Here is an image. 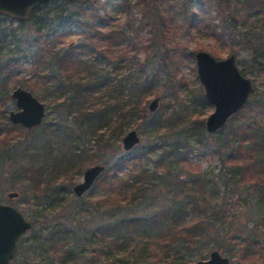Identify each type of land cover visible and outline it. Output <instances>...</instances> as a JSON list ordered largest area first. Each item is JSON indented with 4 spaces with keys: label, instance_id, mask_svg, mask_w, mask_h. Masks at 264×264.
<instances>
[{
    "label": "rangeland",
    "instance_id": "374dc122",
    "mask_svg": "<svg viewBox=\"0 0 264 264\" xmlns=\"http://www.w3.org/2000/svg\"><path fill=\"white\" fill-rule=\"evenodd\" d=\"M96 1V5L99 6L96 9L97 13L99 11L98 15L106 19L99 26L101 31L94 32L93 29V35L96 33L97 45L105 47L109 43L120 41L119 35L115 37V32L123 30L126 36L133 37V41L138 45L139 58H148L155 64L153 75L157 84L154 89L150 88L144 97L147 99V113L157 114L164 127L155 134L149 121L144 120L142 124L126 127L121 134L111 135L108 127L104 128L102 132L106 131V134L103 133L106 143L103 142V145L107 147L110 145L114 151L122 153L127 152L123 147L124 136L129 131L136 130L140 137V142L133 151L137 161L130 162L125 172L118 178H115L117 177L115 173L105 169L101 178L97 182V179L95 180L96 184H93L94 186L92 185L82 196L74 194L73 188L84 181L86 169L103 164V161L95 156L100 146L98 139L96 137L93 139L89 134V124L96 123L97 116L93 113L89 114L88 101L84 103L85 107L83 103L79 105L74 102V105H70V109L78 108L79 117L68 112L65 106L62 107L65 109L56 108L59 100L71 97L76 91L73 84L67 92L53 91L54 84L49 82L46 75L48 70L41 65L42 70L38 72L39 63L34 66L28 59L37 49H34L37 46L34 38L37 37L38 27L43 28L42 36L38 39L52 38V35H48L49 29L44 28L43 24L48 23L50 27L57 25L55 20L66 18L70 13L80 10V7L76 3L53 0L48 7L38 10L29 20H22L25 21L24 23L17 19L0 22L3 30L9 33L7 38L3 36L0 39V66L5 65L7 61L13 64L10 68L12 72L5 80L4 71H0V133L11 140L0 149V161H6L4 169L0 164V203L15 206L27 220L34 223L32 229L19 237L13 264H198L200 260L209 259L213 250H218L223 256L229 257L230 264H264V248H260L264 247V219H260V228H255V223L259 220L253 216L250 218L251 214L247 210L257 202V199L250 193L245 195L236 192L233 197L224 194L222 188L225 186L224 171L227 170L225 165H229L226 163L224 152L215 151L218 148L214 147L212 138L206 145L198 139V131L209 134L206 120L215 107L207 99L205 102L201 100L202 96L206 97L195 58L200 50L209 52L217 59H224L235 53L238 67L253 81L254 88L250 101H254L264 95V69H256L253 66V53L248 45L261 47L262 42L264 43V19L260 18L259 13L252 14L251 18L248 17L250 10L244 7L243 11H240L244 18L241 29L248 34L240 36L241 45H236L234 50H231L226 37H222L219 33L215 35L211 29L213 25L220 28L218 9L222 6L224 11H233L236 8V0ZM84 11L88 12L89 16H93L96 12L90 4L85 5ZM15 28L18 29L13 37L9 30ZM83 28L73 20L66 29L69 32L65 38L66 42L60 44H70V46L78 44L82 40L81 37L86 34H83ZM111 31L114 36L109 34ZM87 34L89 38V31ZM122 43L120 48L117 47L118 45H112L113 50L116 48L123 50L128 47L127 40L124 39ZM261 48L264 49V46ZM54 49L57 50V48L52 50ZM26 51L31 54H25ZM50 55L51 50L43 52L44 58L48 59ZM261 58L264 60V51ZM100 59V65L109 63V59L103 57ZM77 75L73 77L75 81L79 78L86 81L84 71H80ZM23 79L30 80L33 85L29 86L27 82L20 83ZM18 87L31 91L46 105L47 113L42 124L60 122L66 127L73 125L71 127L76 129L75 134H80L75 145L79 148L78 152L86 159L82 158L83 164L79 163L73 169L56 171L57 179L54 183L60 184L58 190L54 188L37 190L34 185L32 186L34 182L31 183V178L27 176L16 181L15 188L10 187L9 181L13 182L12 178L9 179L11 168H23L29 165L33 158L38 159L39 165L44 156L37 143L38 132H43L44 129L34 130L35 132L32 129L30 132L33 135L28 137L23 133L22 128L13 127L14 124L10 121V112L19 109L16 100L12 97V92ZM156 97L160 99L159 107L151 111L149 104ZM183 129H188L184 132L188 134L186 139L181 137L184 133L180 131ZM223 132L225 131L221 130L217 135H222ZM176 138H179V141ZM163 141L165 144L162 143ZM3 150L5 154L1 158ZM65 150L63 148L55 153L60 156L45 165L44 177L47 175L48 178L54 163L59 169L57 164L62 163L68 156ZM225 150L222 148L221 151ZM13 161H15L14 165ZM132 172L134 174L145 172L141 176L142 180L152 190L151 198L144 207L146 214L163 210L174 198L187 193L199 194L196 199L197 204L190 206L185 203L191 209H187L186 217L180 219L179 225L170 232H163V225L151 230L147 227L146 230L132 221L128 227L132 238L125 244L100 243L99 238H91V241L82 238L83 241L80 242L78 235L98 229L97 226L102 220L114 221L131 217L128 208L121 207L126 204L125 201L118 205L117 198L120 194L124 195L125 180ZM198 173L209 179L210 188L205 190L204 194H201L203 187L189 183ZM166 182L176 185V189L168 192ZM248 185L247 181H243L238 187L244 190ZM214 190L217 192L213 194ZM10 192L17 193V196L8 197ZM108 216L113 219L108 220ZM35 221H38L37 225ZM191 223L215 225L214 228H218L217 232L227 238L228 248L223 245V248L219 249L213 246L214 243H210L196 252L182 247L181 243L178 248L172 246L173 243L167 244L171 240L170 237L178 235ZM56 226L61 229L65 227L66 230L61 232L59 238L62 240L54 249L44 238L48 231ZM238 227L245 228L250 233L255 230L254 238L260 242V247L256 245L258 250L256 254L245 258L240 254L242 242L237 238L239 236H234ZM223 237L219 238L223 239ZM77 243L80 245L75 256L71 247ZM203 254L204 257L201 256Z\"/></svg>",
    "mask_w": 264,
    "mask_h": 264
},
{
    "label": "trees",
    "instance_id": "16d2710c",
    "mask_svg": "<svg viewBox=\"0 0 264 264\" xmlns=\"http://www.w3.org/2000/svg\"><path fill=\"white\" fill-rule=\"evenodd\" d=\"M62 1L64 3H76L80 7V10L78 9L76 12L70 13L66 18H59V20L62 21L55 20L54 22H57V25H52L53 27L48 26V23L43 24L45 26L44 28L49 29L48 35H52V38L46 37L45 40L38 39L42 36L41 29L43 30V28L38 27L37 37L34 38L36 41L35 45H37L34 49H37L29 56L28 60L34 66L39 63L38 72L42 70L41 65H43L44 69L48 70L46 75L47 78H49V82L54 84L53 91L59 90L67 92V89H71V84H73L76 91L72 93L71 97H64L62 100H59L56 108L65 106L68 112L79 117L78 108L72 107L73 109H70V105H74V102L75 104L79 103V105L83 103L85 107L84 103L87 101L89 102H87L89 104V107L87 104L89 114L93 113L97 116V122L89 124V134L93 139L96 137L100 144L98 150L95 152V156L103 161L102 165L105 166V169L112 171L113 174L115 173V176H117L115 178H118L120 174L125 172L130 162L137 161V156L133 153L135 147L125 153L114 151L110 145L108 147L105 144L103 145V142L106 141V131L102 132V130L108 127L111 135L121 134L126 127L135 124L138 125L144 122V120L149 121L155 134H157L156 131H160L162 127H164L163 122L156 116L157 114L150 113V115L146 111L147 99H145L144 96L150 88L154 89L157 84L153 75L155 64L148 58H139L138 45L133 41V37H127L126 32L123 30L115 32V37L119 35L120 41H115L112 44L109 43L105 45V47L97 45V41H95L96 33L93 35V29L94 32H97V30L101 31L99 26H101L106 19L98 15L99 11L97 13L96 9L99 8V6L96 5V0H89L87 2L80 0ZM51 2H53V0L32 8L28 16L29 18L25 19V21L29 20L38 10L48 7ZM86 4H90L91 7H93V11H96L93 16H89V13L84 11ZM221 7L218 9L219 16L217 15L219 17L220 28L218 29L216 25H213L211 31L215 35L219 33L222 37H226L231 50H234V46L241 45L240 36L242 37V35L248 34V32L241 29L244 18L240 11H243L244 7H246L250 10L248 17L251 18L252 14L259 13L260 18L264 19V0H236V8L233 11H224ZM5 20L16 19L0 12V22ZM73 20L74 23H78V25L84 27L83 34H86L82 36V40L74 46H70V44L61 45L60 42H66L65 38L69 34L66 29ZM25 21L20 22L24 23ZM17 29L18 28L10 29V35L14 37ZM0 31V39L3 36L7 38L6 36H8L9 33L3 30L2 25H0ZM88 31L89 38H87ZM109 34L114 36L112 31ZM124 39L128 41V47L126 49L123 48V50L118 49L122 46V41H124ZM112 45H118V48L113 50ZM263 46L264 43L262 42L261 47ZM261 47L248 45V48L253 53L252 64L256 69H264V60L261 58L264 49ZM53 48H57V50H52ZM49 50H51L50 57L48 59L44 58L43 52ZM26 52L25 54L27 55L31 54L28 51ZM101 57L109 59V63L100 65ZM8 66L9 68L6 69ZM11 67H13V64H11L10 61L0 66V71L3 70L5 73L4 80L10 76L12 72L10 69ZM80 71L86 73V81H82L81 79L83 78H79L78 81L73 79ZM21 82H27L29 86L33 85L30 80L25 81L23 79L20 83ZM201 100L205 102L206 98L202 96ZM71 126L73 125L66 127L60 124V122H49L33 128V131H39L41 128L44 129L43 132L39 131V135L37 136L38 146L42 150V155H44L43 161L38 165V159L33 158L31 163L23 168H11L9 179L12 178L13 182L7 180L10 182L11 188H15L14 184L16 181L27 176L31 178V183L34 182L32 186L34 185L33 187L37 190H39V188L43 189V191L47 190V188L60 189V184L54 183L55 179H57L56 171L58 172V170L61 169L68 171L76 167L79 163L83 164L84 160L82 161V158L86 159L83 157V154L78 152L79 148L75 145V142L78 141L77 136L80 134H75L76 129H73ZM13 127L22 128L23 133L28 137L33 135V133L30 132L31 130L29 131L27 128L26 130L19 124H14ZM187 130L188 129H183L180 133L187 132ZM221 130L225 132H223L222 135H217ZM227 130L229 132H226ZM197 136L203 145H206L207 141L212 138L214 147L218 148V150L215 151L224 152L226 163L229 164L225 165L227 166V170L224 171L225 186L222 188L224 194L233 197V194L236 192L245 195L250 193V195L257 199V202L248 207L247 210L248 213L251 214H249L250 218H252V216L253 218H258L259 221L255 223V228H260V219H264V95H261L254 101H250L249 99V102L244 108L232 115L226 125L219 131L209 133L208 135H206L204 131H198ZM181 137L186 139L188 134L184 133ZM176 139L178 140L179 138ZM8 141L11 140L0 133V149L4 148ZM162 143L165 144V141ZM175 145L176 143H174V146ZM63 148L68 152L67 158L64 159L62 163L57 164L59 169H57L54 163L52 169L49 171L48 178L46 177L47 175L44 177L45 165L51 163L52 160L55 161L60 156L59 154L55 155V153H58V151ZM222 148L226 150L221 151ZM3 154H5L4 150L1 158L4 156ZM35 155L38 154L35 153ZM0 164L4 169L6 161H0ZM14 164L15 161H13V165ZM8 165H10V163H8ZM102 173L99 175L96 182L101 178L103 175ZM143 174H145V172H140L139 174L130 173L123 186L125 189L124 195L120 194V197L117 198L118 205H120V202L125 201L126 204L121 207L128 208L131 217L119 218L114 221L102 220L97 226L99 227L98 229L92 230V232L89 231L88 233L84 232L81 235L79 234L78 239L80 242L83 241L82 238L87 241H91V238H99L98 242L100 243L108 242L109 245H115L117 243L125 244L132 238L129 234L130 230L128 229L130 226L129 223L132 221L140 224V226L145 229L148 227L150 230L156 226L163 225V232H170L172 228L179 225L180 219L186 217L188 214L187 209H191L188 208L185 203H188L190 206L197 204L196 199H198L199 194L187 193V195L174 198L171 204L163 210L152 214H146L144 207L151 198L152 190L148 188L146 183L142 180L141 176ZM43 177L45 179H43ZM243 181H247L249 184L244 190L238 187ZM189 183H196L200 187H203L201 194H204L205 190L210 188L209 179L207 180V178L200 173L194 175V179H191ZM165 185L168 192L176 189V185L167 182ZM216 192L217 190H214L213 194ZM178 196H180V194H178ZM203 196L204 195H202V197ZM212 197L214 196L212 195ZM111 219L113 218L108 216V220ZM37 224L38 221H35V225ZM214 227L215 225L206 226L199 223H191L186 229L179 232L178 235L170 237L169 239L171 240H169L167 244L173 243L172 246L178 248L181 243L182 247L196 250V252L210 243H214L213 246L219 249H222L223 245L226 246L225 248H228L226 245L227 238L221 236L220 233L217 232L218 228ZM64 230H66L65 227L61 229L59 226H56V228L48 231L44 240L49 242L55 249L62 240L59 236ZM253 232H255V230ZM253 232L250 233L242 227L235 229L234 236H239L237 238L242 242L240 254L244 258L248 255L256 254L258 251L257 246L260 247V242L256 241L254 238V234L256 233ZM219 237H223V239ZM79 245L80 244L77 243L71 247L74 250L75 256ZM20 248H22V245H20ZM201 256L204 257L205 255L203 254ZM15 258L16 255L9 264H13Z\"/></svg>",
    "mask_w": 264,
    "mask_h": 264
},
{
    "label": "water",
    "instance_id": "95a60500",
    "mask_svg": "<svg viewBox=\"0 0 264 264\" xmlns=\"http://www.w3.org/2000/svg\"><path fill=\"white\" fill-rule=\"evenodd\" d=\"M50 1L52 0H0V12L22 21L29 16L32 8ZM195 58L205 97L215 107L206 120V129L208 133H215L249 102L254 88L253 81L238 67L235 53L227 58L217 59L209 52L200 50ZM12 97L19 108L10 112L12 123L19 124L29 131L42 124L47 113L46 105L38 97L23 87L15 89ZM159 102V97H156L149 104V109L155 111ZM139 142L137 131H129L123 138L124 150L130 151ZM104 170V165H94L86 169L84 181L73 188L74 194L82 196ZM15 196V192L8 194V197ZM33 227V221L27 220L15 206L0 203V264L10 263L17 253L19 237ZM198 264H230V258L223 256L218 250H213L209 259L200 260Z\"/></svg>",
    "mask_w": 264,
    "mask_h": 264
}]
</instances>
